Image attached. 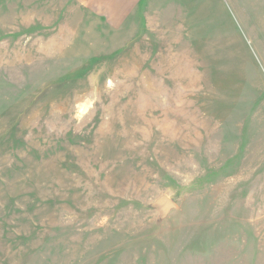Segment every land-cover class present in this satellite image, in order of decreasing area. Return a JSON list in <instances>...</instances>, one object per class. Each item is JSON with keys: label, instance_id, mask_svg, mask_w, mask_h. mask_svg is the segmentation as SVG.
<instances>
[{"label": "rangeland", "instance_id": "obj_1", "mask_svg": "<svg viewBox=\"0 0 264 264\" xmlns=\"http://www.w3.org/2000/svg\"><path fill=\"white\" fill-rule=\"evenodd\" d=\"M109 5L0 0V264H264V0Z\"/></svg>", "mask_w": 264, "mask_h": 264}, {"label": "crops", "instance_id": "obj_2", "mask_svg": "<svg viewBox=\"0 0 264 264\" xmlns=\"http://www.w3.org/2000/svg\"><path fill=\"white\" fill-rule=\"evenodd\" d=\"M110 2H114L116 4V6L114 8H109L115 12L113 13H121V15H123V12L125 11H129L132 8H134L135 5H137L140 0H107V3L109 4ZM117 11V12H116Z\"/></svg>", "mask_w": 264, "mask_h": 264}]
</instances>
